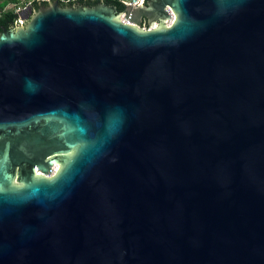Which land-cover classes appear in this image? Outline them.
<instances>
[{
    "label": "water",
    "instance_id": "obj_1",
    "mask_svg": "<svg viewBox=\"0 0 264 264\" xmlns=\"http://www.w3.org/2000/svg\"><path fill=\"white\" fill-rule=\"evenodd\" d=\"M0 264H264V0L1 33Z\"/></svg>",
    "mask_w": 264,
    "mask_h": 264
},
{
    "label": "trees",
    "instance_id": "obj_2",
    "mask_svg": "<svg viewBox=\"0 0 264 264\" xmlns=\"http://www.w3.org/2000/svg\"><path fill=\"white\" fill-rule=\"evenodd\" d=\"M27 0H0V34L4 31L9 30L11 27L14 26L15 21L17 19V14L14 13L12 9L7 10V5H19ZM101 0H59L60 5L63 7H74L78 4L92 7L97 2H100ZM124 1L127 0H102V2H105L108 5H114L118 10H122L124 8ZM38 4H46V3H33L30 6V10L35 11Z\"/></svg>",
    "mask_w": 264,
    "mask_h": 264
},
{
    "label": "built area",
    "instance_id": "obj_3",
    "mask_svg": "<svg viewBox=\"0 0 264 264\" xmlns=\"http://www.w3.org/2000/svg\"><path fill=\"white\" fill-rule=\"evenodd\" d=\"M48 1L49 0H27V1L21 3L17 6L11 5L10 8H12L14 10V13L17 14V19H16L14 25L19 26V27H23L27 23V21L30 19L31 16L25 17L24 14L26 13V11L27 12L31 11L30 6L33 3H35V2L36 3H47ZM143 2H144V0H127V1H124L123 3L126 5L140 6L143 4ZM167 10L169 11L171 19L169 21H165V22H167V24L170 26L173 22L174 15L169 9H167ZM156 28H157V24H153L151 27H143L142 30L150 31V30H153Z\"/></svg>",
    "mask_w": 264,
    "mask_h": 264
},
{
    "label": "flooded vegetation",
    "instance_id": "obj_4",
    "mask_svg": "<svg viewBox=\"0 0 264 264\" xmlns=\"http://www.w3.org/2000/svg\"><path fill=\"white\" fill-rule=\"evenodd\" d=\"M147 1L148 0H144V2H143V4H142V6L143 5H147ZM32 12H34L33 10H31V12L30 13H32ZM157 18V15H152L150 18H147V17H142L141 18V25H142V27H151L153 24H157V28L158 27H160L161 26V23L158 21L157 23L156 22H154L155 21V19ZM164 24V23H163Z\"/></svg>",
    "mask_w": 264,
    "mask_h": 264
},
{
    "label": "rangeland",
    "instance_id": "obj_5",
    "mask_svg": "<svg viewBox=\"0 0 264 264\" xmlns=\"http://www.w3.org/2000/svg\"><path fill=\"white\" fill-rule=\"evenodd\" d=\"M10 7H11V5H7V6H6V9L9 10ZM10 9H12V8H10ZM12 10H13V9H12ZM13 11H14V10H13ZM30 12H31V11H28V12L26 11V13L24 14V16H25V17H30V16H32V14H33L34 12H32V13H30ZM29 14H30V15H29ZM121 16H122V15H121ZM121 16H119L118 18H116V20H118V21H119V20H122V17H121ZM30 18H31V17H30ZM28 21H29V20H28ZM163 25H164V26H167V27L169 26V25L167 24V22H164ZM13 27L16 28V29H17V28H21V27L16 26V25H14ZM133 27H135L136 29H139V30H141V31H142V28H143L142 25L137 26V25H135L134 23H133Z\"/></svg>",
    "mask_w": 264,
    "mask_h": 264
},
{
    "label": "bare ground",
    "instance_id": "obj_6",
    "mask_svg": "<svg viewBox=\"0 0 264 264\" xmlns=\"http://www.w3.org/2000/svg\"><path fill=\"white\" fill-rule=\"evenodd\" d=\"M122 20H123V18H122Z\"/></svg>",
    "mask_w": 264,
    "mask_h": 264
}]
</instances>
